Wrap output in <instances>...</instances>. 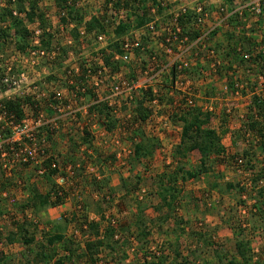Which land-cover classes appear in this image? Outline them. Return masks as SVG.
Here are the masks:
<instances>
[{
  "label": "trees",
  "instance_id": "16d2710c",
  "mask_svg": "<svg viewBox=\"0 0 264 264\" xmlns=\"http://www.w3.org/2000/svg\"><path fill=\"white\" fill-rule=\"evenodd\" d=\"M76 1L77 0H54V3L60 12H67V16L61 18V23H63V25L67 26L76 22L73 36L76 40H79L78 30L79 27L84 25V17L77 9L71 8L69 5L70 2ZM110 2H112V0H108V3ZM150 2L157 4V0H116L114 2L115 10H132L131 7L133 6L131 3L136 5L134 6L137 15L136 19L128 24L122 22L115 30L118 37H123L132 29L144 27L150 21ZM223 2L228 8L227 10L231 12L229 24L222 34L228 42L224 57L227 65L231 63L233 66L239 65L247 67V69H249L247 73L249 78H252L253 75L257 78H264V51H261L257 55L254 54L255 56L252 57L250 61H246L242 58V53L239 49L252 53V47L255 42H253L251 36H247V32L243 30L245 28L239 32V28L242 26L239 24V16L236 13L234 14L236 11V0H223ZM15 11L23 17L15 16ZM158 14L163 17L162 22H168L167 17L169 19V16H165L164 9L159 5ZM196 17L194 13L189 12L179 19L180 25L183 28V33L189 35L191 40L196 39L198 36ZM6 20L10 21L9 25L6 24ZM105 22L106 17L96 16L93 17L91 21L87 22L85 26L89 33L96 32L97 34H101L106 32L107 26ZM0 23L6 24L5 27H0V62H2L3 65H5L7 63L6 60L9 59L3 55V51L8 43H12L15 51L22 54L26 53L30 48L32 36L28 28V23H38L44 29L49 27V19L46 13L40 9V2L38 0H7V4L3 7L0 4ZM220 31L222 30L214 32L211 35V39L216 38ZM45 35L48 36V39L43 40V47L50 48L53 35L50 33H45ZM261 43L263 44L260 46L264 48V39ZM151 44V38L145 36L143 38V45L146 47V50L143 53L140 51L138 52L139 58H144L145 56L151 57L154 54L153 50L148 48ZM116 51L120 52L119 46L110 45L108 53L103 51L102 56L105 67L111 70L112 73L120 72V63L114 61L113 52ZM65 52H67V50H65ZM223 55L224 54L220 52L219 56L223 57ZM84 62L85 60L82 64ZM128 68L132 74L129 77L134 79L135 76L133 73L136 71L137 65L131 63L128 65ZM197 69L193 71L197 73ZM232 69L234 68L228 65L226 73L228 74V71ZM82 70V74H85L84 67ZM96 70H98L97 67L93 68V73ZM1 71V77H4V74H6L5 66ZM171 76L173 77V82L166 76L161 83L157 84V93L154 92V86L141 90L139 96H142L143 99L137 98L136 104L138 107L134 112V117L138 120V123L146 124L152 115V111L149 108L150 105L146 104L158 100V105L160 106H172L168 114L169 118L172 123L179 124L182 128L181 141L176 146L175 154L172 156L176 163L174 172L170 174L165 173L163 176L158 177L159 179H157V177L156 179H151L152 182L159 187L158 196L162 203V207L171 214L174 213V209L182 193H184L177 188L179 182L187 183L192 180H199L203 176H209L215 171L214 169L218 165L234 171L246 169V172H250L251 175L253 174V180H251L249 187L251 193H255V197H251L253 204L250 207L246 202H237L239 206L245 205L248 221H237L233 218L228 225L235 238V254L232 260L229 261V264H251L253 259L255 260V256L253 255L251 240L247 235H244V233L252 229V226H254L252 222L256 221L258 224L264 223V167L260 172H256L257 168L251 166L250 163L254 160V157L257 159L258 155L250 153L248 149L241 155L237 151L232 152L224 146L223 139L229 132L225 130L222 133H218L211 127V123L215 116L214 111L210 109L200 110L197 108L191 111H182L179 108H173L175 103L174 98L178 95L176 91H174V86L172 85L176 78L175 68L172 69ZM67 78H69V81L71 78L75 79L78 85L76 87L72 86L68 81V90L75 91L79 97H87L90 101L92 99L93 101H98L94 90L88 89L86 93L82 92L84 77H71V75H68ZM251 80L252 79L248 78L241 79L239 77H229L227 79L226 89L229 92L228 96L251 98L249 112L243 126L244 132H241L243 136H249L255 141L254 147L257 148L259 154L264 157V93L259 94L257 92L258 90L264 92V88L261 89V86L257 82L258 85ZM237 84L241 86V88H237ZM3 90L5 91L6 88L4 87ZM173 91L175 97L171 95ZM28 104V97H16L12 99L2 98L0 99V114L3 115L7 122L21 124L25 120V107ZM211 108L213 107L211 106ZM91 112L97 115L98 124L107 133H112L116 129L118 120L115 119V116L106 103H93ZM223 114H225V112ZM55 115L56 112L52 109L48 110L49 117H54ZM76 116L80 118V114H76ZM220 118L223 123H226L225 121L227 120L225 119H227V117L224 118L223 115V118ZM6 121L0 124V129L3 127L4 129L7 128L5 126L7 123ZM65 125L66 124L61 123L59 130H55L52 126L48 125L36 131L37 138L45 136L49 144V150H46L44 159L38 165L29 168L28 166L17 164L16 167L11 170L5 168L6 170L3 171V162H0V170L4 173L3 176L7 177V174L11 173L13 176L10 177H14L13 180L15 178L18 179L17 183H14V186L18 185V188L24 189L25 192L29 194L26 202L21 204L23 210L33 209L35 212L39 213L43 210L50 208L57 209L70 204L71 209L74 208L75 211L71 210L72 212L69 218L63 220L64 222L57 223L52 232L50 231L46 234L44 241L40 245L42 251L35 253V256H33L34 258H30V255H28L26 264H33L35 260H40L41 263L44 264H51V262L55 260V264H81L84 261L86 264H125L131 258L129 251H137V256L141 258L140 261H143L142 263H135L139 261L137 259L131 262V264H201L200 254L194 251L197 248H195V246L191 247L192 244H197V241L202 243L203 241V244L211 248L214 247L212 239L215 237L213 235L206 236V234L194 233V237L192 238L190 232L193 233L194 231H192L190 227L183 229L182 226L184 223L181 221L177 222L180 232L177 230L174 232L176 235V242H170L168 240L167 247H164L162 244L163 246L159 249V253L154 254L151 252L148 253L151 233L148 228V223L150 221L143 218L145 212L143 213L140 211L139 215L136 217V233L134 235L131 233V224H121L112 217H108L107 214L105 216L101 214L102 222L92 220L89 208L87 204H85V200H83V197H85L84 190L91 185L94 187V192L97 194L106 195L104 196L106 199L110 197L114 199L116 196V189L111 186V175L106 176L104 172H101V177L100 174L97 176H90L85 170L86 166L84 168L82 167L84 164L87 165L91 163L88 161H92L93 163L91 164L94 168L98 169V171L107 168V166L108 168H113L114 164L117 162V156L110 154V156L107 157L105 152L96 148L92 133L86 129L82 132L83 135L81 136L80 144L75 142V138L71 132L69 136V151L66 155L60 154L57 149L56 141L58 136H61L64 128H66ZM135 131V136L139 138V142L134 145L130 161H132V164L135 163L133 166L134 168L139 164L142 166L144 165V168L147 169V165L152 163V159H154L156 153L162 149L163 146L158 138H150L147 137L146 132L138 133L137 130H134V132ZM129 132L132 133L133 129H130ZM236 136L238 135L235 134V137ZM11 137L12 131L9 128L2 131L3 140H8ZM252 144L251 146H253ZM17 145H15V147L19 148L20 146ZM233 145L236 148V140H233ZM248 145L250 146V144ZM5 146L9 148V146ZM83 146H88L93 149L92 158L87 154L80 155V149ZM193 152H199L201 154V163L198 167L188 171L183 160L187 158L189 153ZM89 153L91 154V152ZM240 160L242 161L241 164L239 162ZM110 163L111 165H109ZM248 165H250L249 169H247ZM18 169L23 171H18ZM41 169L45 170L43 174H39ZM26 171L30 173L28 178H26V176L25 179L19 177ZM35 177H39L42 183L47 184V190L42 192L39 189V181H37ZM60 178L63 179V184H59ZM136 178L137 179L132 178V180H135V184H133L130 178L126 179L121 177L120 191L124 193V196L132 195L136 192V189L144 183L141 177L136 176ZM219 181L216 179L215 182L210 185L212 187L211 189L221 190L224 193L237 191L241 195L247 193L249 189L246 186L241 188L239 185L233 183H228L222 188L223 186L220 185ZM6 190H9V187H0V194ZM99 212L98 210L94 213L98 216ZM171 218L172 216H169L168 218L159 220V229H163L166 222ZM13 227L15 230L8 234L6 242L10 245L22 243L26 249H33L32 246L35 244L36 239L35 235L30 233V228L32 226L27 222H14ZM69 229L72 230V233L69 232ZM190 229L191 231L189 232ZM1 235L0 233V237ZM186 235L189 237V240ZM184 237L186 238L182 242ZM185 241H189L190 245L188 246ZM184 242L187 246H184ZM55 248H60V250L55 251ZM183 249L187 251V253H184ZM60 252L61 254H58ZM192 256L194 259H192ZM108 257L112 258V260L108 259ZM7 261L9 260L5 258V256L0 257V264ZM203 264L209 263L204 260ZM262 264H264V258Z\"/></svg>",
  "mask_w": 264,
  "mask_h": 264
},
{
  "label": "rangeland",
  "instance_id": "374dc122",
  "mask_svg": "<svg viewBox=\"0 0 264 264\" xmlns=\"http://www.w3.org/2000/svg\"><path fill=\"white\" fill-rule=\"evenodd\" d=\"M40 2V9L47 14H49V29L53 32L50 33L53 35L52 45L55 47L60 48L59 57L57 58L56 65H53L52 69L45 70H37L41 73V71H45V73L42 74V77L39 78V81H44L45 84L49 86H53L56 89L65 92L67 90V84L69 81L68 77V69L74 68L75 65H79L81 62H83L86 59H89L93 57V68L97 67L99 68V64L96 57V51H95V40L94 35H91L88 42L85 43V40L82 39L79 36V40H76L73 36V32L75 29H70V26L64 31H62V25L63 23L59 22L58 14L55 12H52V9L50 11V7L54 4V0H38ZM206 2V4H210V9L213 10L217 8V3H215V0H193L192 6L195 4ZM244 2L252 1V0H242ZM80 7L77 9L81 14H83L84 17V27L85 24L92 20L93 17L100 16V13L103 12L104 14L101 16L107 15V19L109 20L107 23L108 33L107 36L109 37V43L110 45H118L119 48L121 46V42L123 37H118L117 34L114 31L113 24L115 22H118L120 19V16L117 17L114 14H108V0H81L80 1ZM1 6H5L7 4V0H0ZM133 7L132 10H128V15L132 20L136 19V12L134 3H131ZM214 11V10H213ZM165 14V13H164ZM166 16V14H165ZM168 20V17H167ZM213 22V20H211ZM7 25H9L10 21H5ZM86 22V23H85ZM6 24L0 23V27H5ZM62 24V25H61ZM72 24H76V22H73ZM251 26L252 23L250 22ZM82 27V26H81ZM47 28V29H48ZM80 28V27H79ZM223 34V31L220 33ZM47 35V34H46ZM44 36V39H48V36ZM68 39H71L73 42L69 44ZM217 37L210 40L211 46L217 48ZM51 45V47H52ZM50 47V48H51ZM14 46L12 43H8L6 45L5 50L3 51V55L6 58H9L7 61L12 60L15 57L14 53ZM67 50V52H65ZM221 51V50H220ZM222 53V52H221ZM252 60V59H251ZM250 61V60H249ZM221 62H223V57H221ZM25 64L21 63L18 64L16 67V70L14 72V76L18 77L22 72L25 71L24 68ZM208 70L204 69L205 71L201 72L198 71L197 73L193 70L191 71V78H192V89L194 93L196 94L195 98V109L206 110L210 105L214 107V112L216 111L217 114L219 113L222 118L224 115V118L227 117L226 125H232L233 126V133L238 135V139L240 141H244L245 146L244 147H238L237 152L239 154H244L247 149L250 153H255V155H258L257 159L254 157V160L250 163L251 166L256 167V172H260V170L264 167L263 165V156L259 154L257 151V148H255L254 144L255 141L249 137V136H243V126L246 121V117L249 112L250 107V100L251 98L243 97L238 98L236 96H228L229 92L226 89V83L227 79L229 77L235 78L237 77L236 72L232 69L231 71H228L227 74V68L219 67L218 69H213L212 66H209L207 63ZM246 68V71L249 69ZM121 70V67H120ZM123 73L125 76L129 77L131 74V71H127L123 69ZM204 73L207 74L205 78H202ZM133 75L135 78H137L138 73L134 71ZM251 76V75H250ZM101 79L103 80V83H99V91L101 95H104L105 91L108 90V88L112 85L110 81L107 79V74L103 72ZM132 79V78H131ZM202 79V80H201ZM208 80V82H207ZM224 80L226 83L221 85V81ZM240 80V79H238ZM29 81V80H28ZM97 80H93L92 86L95 87V82ZM202 81V82H201ZM212 81V82H211ZM261 82V89L264 88V80ZM219 83V86H218ZM26 82L24 81L23 84H21V88L17 91L11 92L12 94H16L17 92H24L26 89ZM203 86V87H202ZM207 86V91H203V95L201 94V87L204 88ZM51 89V87H49ZM92 90V89H91ZM157 91V87H156ZM259 94H263L262 91H257ZM68 93V92H67ZM206 93V94H205ZM201 94V95H200ZM208 94V97H207ZM243 95V94H240ZM200 96V97H199ZM207 97V101L205 100ZM139 99H143L142 96L138 97ZM241 99V100H240ZM177 100V99H174ZM90 100L86 97L85 98V104H89ZM242 105V107H240ZM138 107V106H137ZM127 108V107H126ZM126 108H122L121 114L116 117L115 119L118 120L117 126H120L119 120H126L128 119L129 115L126 113ZM163 108V107H162ZM137 110V109H136ZM161 110V111H159ZM158 111L161 113L163 110L164 113L169 112V108L166 107L165 109H159ZM223 111V112H222ZM225 112V114H223ZM223 114V115H222ZM228 116H227V115ZM244 116V118H242ZM60 118L61 123L66 124V128L62 131V134L64 139L67 138L68 140L71 135L70 130L77 128L76 125H79V130L84 126V128H90L92 135L94 137V145L99 150H102L105 152V154L110 156V154L117 156V162L114 164L113 168H103L98 171V169L94 168L91 163L90 164H84L82 168L86 166L87 174L90 176H97L101 172H104L106 176L111 175L112 183L111 186L116 189V196L114 199L111 197L106 199L104 196L106 195H99L96 192H94V187L91 185L88 186L84 190L83 200H85V204H87L89 208V212L93 213V216H91L92 220H97L99 222H102L101 214L104 216L107 214L108 217H112L117 222H120L121 224L126 225H132V235L136 233V217L139 215V212L142 211L143 218L145 220H149L148 228L149 232L151 233V237L149 239L150 247L148 250V253H154L155 251H158L161 246L164 245V247H167V241L170 242H176V235L174 232L177 230L180 232L177 226V222L181 221L184 223L182 228H191L193 233L190 232V236L193 238V234H206V236L213 235L215 238L212 239L214 242V247H207L205 244L197 241V244L193 243L191 247L197 248L193 249L195 252H198L200 254L201 264L204 263V260H206L209 264H229V261L232 260L235 251V238L233 235L232 230L229 228V223L234 219L242 220L247 222V214L243 213V207L237 204L239 201L246 202V204L250 207L253 204V201L251 197H255V193H251L249 184L251 183V180H253V174L251 175L250 172H246V169L241 170H232L228 169L224 166L218 165L215 167V171L212 172L209 176H204V179L195 180L194 182H189L188 185L180 184L178 186V190H181L182 196L179 199L178 204L176 205L174 209V213H170L166 209L162 207V203L158 196L159 187L152 182V178L163 176V174H170L174 172L175 170V162L173 159V154H175L176 151V145L172 147V143L175 138L176 128L169 130V131H163L160 130L157 131L154 135H147V137H153L158 138L161 141V144H163V148L160 149L154 159H152V163L148 164V168L145 169L144 165L137 164L136 168L133 166L135 163L132 164V161H130V156L133 153V148L135 145V139H138V137L135 136L136 131L141 133L147 131L150 129L153 124H145V129L142 126L135 127L138 125V120L132 116L129 118V123H132L131 129H133L132 135L129 137H124L121 135L119 131H117L118 137L113 133H107L103 128L100 127L98 124V118L97 115L94 113L93 115L90 114H80V118L74 114L71 115H59L56 114L54 117H47L48 120L54 119V118ZM32 118V117H31ZM221 122V121H220ZM219 120L217 117H214L212 121V127L217 128L219 125ZM179 125V124H175ZM240 125L238 128L236 126ZM157 127H160V122L157 123ZM180 126V125H179ZM235 126V127H234ZM162 127V126H161ZM117 128V127H116ZM152 130V129H150ZM244 132V131H243ZM151 134L153 133L150 132ZM75 139L79 140L78 143H81V131L79 132H72ZM149 134V133H148ZM80 135V136H79ZM242 135V136H241ZM60 137V136H58ZM242 139V140H241ZM119 140V144L116 143V141ZM253 141V144H252ZM163 142V143H162ZM79 143V144H80ZM250 144V146L248 145ZM251 144L253 146H251ZM253 147V148H252ZM230 149V147H229ZM256 149V150H255ZM91 152V154L89 153ZM79 154V153H78ZM81 154H87L88 156H93V149L88 146H83L80 149V155ZM192 160L197 162L193 165L199 166V155H191ZM2 162V161H0ZM63 163V161H62ZM64 164V163H63ZM62 164V165H63ZM4 165V163H3ZM111 165V163L109 164ZM1 166V165H0ZM250 168V165L247 166V169ZM3 171L6 170L5 168L2 169ZM0 170V186H6V188L9 187V190H6L5 192H2L0 195V233L2 234L0 237V257L5 256V258H8L9 261L3 263V264H26L27 256L30 255V258L35 256V253L41 252L40 245L45 239V236L50 231L52 232L53 228L57 223L64 222L63 220L67 219L71 215V210L65 209V208H57V209H47L40 211L39 213L35 212L33 209H26L23 210L21 207V204H24L26 202V199L23 197V193L25 192L24 189L18 188L17 186H14V183L18 181V179H14V177H10L7 174V177L3 176L4 173ZM23 171L21 169H18V171ZM255 172V173H256ZM254 173V174H255ZM30 175L29 171H26L25 173H22V176L25 179L28 178ZM13 176V175H12ZM136 176L141 177L144 181V183L136 189V192L129 196H124V193L120 191L121 187V177L124 178H132L137 179ZM218 176V177H217ZM37 181H39L38 186L41 191L47 190V184L42 183L41 180H39V177H35ZM133 179V180H134ZM218 179L219 183L222 188L226 186L228 183H233L236 185H239V187H248V192L245 194H240L237 191H233L231 193H224L221 190H215L211 189L212 187L209 184H213L215 180ZM13 180V181H12ZM132 183L135 184V180ZM199 181V182H198ZM92 188V189H91ZM182 188V189H181ZM221 188V189H222ZM88 192V193H87ZM245 206V205H244ZM100 211L98 213V216L96 213L97 211ZM74 211V210H73ZM75 212V211H74ZM171 214V215H169ZM169 216H172L171 220L166 222L163 229H159V220H163L165 218H168ZM191 222V224L186 220ZM210 218V221L208 220ZM14 222H27L30 226V233L35 235L36 242L32 246L33 249L28 250L26 247L21 244H14L10 245L6 242V237L10 232L13 230ZM157 223V224H156ZM254 226H252V229L250 231H247L244 233V235H247L248 238L251 240V246L253 249V255L255 256V260L253 259L251 264H262L263 258H264V223L258 224L256 221L252 222ZM71 232L72 230L69 229ZM188 232V233H189ZM72 233V232H71ZM70 234V233H69ZM187 236V235H186ZM188 237V236H187ZM190 237V238H191ZM186 237L182 240V242L185 240ZM189 240V237H188ZM135 242V241H134ZM186 242V241H185ZM183 243L184 246H188L189 241L186 243ZM136 243V242H135ZM163 244V245H162ZM55 251L60 250L54 249ZM137 250V249H136ZM184 253H187V251H184ZM130 253V260L127 261L125 264H131V262L135 260V263H142L143 261H140V257L137 256V251H129ZM33 254V255H32ZM58 254H61L58 253ZM34 258V257H33ZM108 259L112 260V258L108 257ZM192 259L193 256H192ZM56 261V260H55ZM55 261L51 262V264H55ZM33 264H44L41 263L40 260H35ZM81 264H86L85 261Z\"/></svg>",
  "mask_w": 264,
  "mask_h": 264
},
{
  "label": "built area",
  "instance_id": "2783aa9c",
  "mask_svg": "<svg viewBox=\"0 0 264 264\" xmlns=\"http://www.w3.org/2000/svg\"><path fill=\"white\" fill-rule=\"evenodd\" d=\"M81 0L76 2H70L71 8L78 9L80 7ZM108 3V14H114L120 19L118 22L113 24L114 31L116 28L122 24V22L128 24L133 22L132 18L129 17L128 10L120 9L115 10V2ZM193 0H157V4L154 2L149 3L150 8V21L142 28L132 29L128 32L122 39L120 52H113L114 61L120 63V72L112 73L107 67H105L102 61L103 51L108 53V48L110 47L109 37L107 36L108 28L105 33L97 34L96 32L89 33L86 26H82L78 33L85 43L88 42L91 35H94V46L96 51V59L99 64L98 70L93 73V57L86 59L79 65H75L74 68L68 69V75L71 77H84L82 83V92L86 93L88 89L94 90L97 95L98 101H90L89 104H85L86 97H79L75 91L66 90L65 92L56 89L53 86L45 84L44 81L40 82L39 78L45 73L47 69H52L53 65H56L57 58L59 57L60 48L52 45L51 48L43 47V40L45 33H52L53 31L42 28L38 23L29 24L28 28L31 33V45L28 51L24 54L19 53L14 50L15 57L10 61H7L5 65L0 62V99L7 98L12 99L16 97H28L29 104L25 107V120L21 124H14L12 122H7L3 115L0 114V124L6 121V127L12 131V137L8 140L2 139V131L7 129L4 127L0 129V160L4 163V168L16 167L17 164L28 166L32 168L42 162L46 155V150H49V144L44 137L37 138L36 131L44 126H52L55 130H59L61 126L60 118H54L48 120V110L52 109L56 114L59 115H71V114H82L86 111L87 114L91 112L93 103L97 104L100 102L106 103L112 114L118 117L121 114L122 108H126V113L130 118L135 115L137 109L136 100L140 95L141 90H145L149 87L154 86V92L156 91L157 84L161 83L163 79L168 76L171 82L173 77L171 76V71L173 68L176 69V78L174 83V91L178 94L174 103L173 108H179L182 111H191L196 107L195 98L196 94L192 89V78L191 71L199 62L201 64H206L212 66L213 69H218L222 67L223 62H221L220 52L218 48L211 46L210 40L211 35L219 30L224 31L228 26L231 12L225 6L223 0H215L217 3V8L211 10L210 4L206 2L197 3L192 6ZM158 5L164 9V13L169 16L168 22H162L163 17L158 14ZM56 12L58 14L59 22L61 18L67 16V12H60L56 7L55 3L50 7V11ZM189 12L194 13L197 17L196 29L198 36L196 39L191 40L189 35L183 33V28L180 25L179 19L183 15H187ZM239 16L241 26H245L246 30L251 33L253 30L256 34L262 35L264 31V0H252L244 2L242 0H236V11L234 14ZM104 13L101 12L100 16ZM14 15L17 17H23L19 15L16 11ZM49 14H47V17ZM97 16V17H100ZM103 17H107L105 14ZM50 20V18L48 17ZM214 21L212 22L211 20ZM109 20L106 18L105 25ZM252 23V26L250 24ZM86 23V22H85ZM62 25V24H61ZM70 25H62V31L66 30ZM76 24H72L70 29H75ZM243 28H239V32ZM220 31L218 35L222 32ZM149 36L152 40L151 46L148 48L152 49L154 54L151 57L145 56L144 58L138 57V52H144L146 47L143 45V38ZM69 44L73 41L68 39ZM242 53V58L249 61L255 55L264 51L261 46H254L251 52H246L245 50L239 49ZM255 54V55H254ZM24 63L25 71L22 72L18 77H15L14 72L18 64ZM135 63L137 69L135 72L138 73L137 78H130L125 76L123 69L128 71V65ZM6 68V74L1 77L2 69ZM84 67L85 74H82V69ZM37 70H45L38 72ZM5 72V71H4ZM3 72V73H4ZM107 74V80L111 82V86L105 91L104 95H101L99 91V83H103L101 79L102 74ZM203 72V71H202ZM207 76L204 73L202 78ZM29 80V81H28ZM93 80L95 82V87L92 86ZM263 81L264 78L260 77ZM26 82V89L24 92H17L12 94L11 92L17 91L21 88V84ZM70 84L72 86H78L75 79H70ZM6 88L4 91L3 88ZM51 87V89H49ZM237 88H241L238 84ZM171 94L175 97V93ZM68 92V93H67ZM240 95V94H237ZM55 102V103H54ZM158 100H155L146 105H150L152 115L146 124H153V126L145 131L147 135H154L157 131H169L172 129L176 130L175 138L172 143L173 146H177L181 141L182 128L178 125L172 123L169 118V113L172 106H160L158 105ZM165 109L168 107L170 110L168 113H161L159 109ZM159 110V111H158ZM32 117V118H31ZM129 118L126 120H119L120 126L112 132L117 137V131L121 133L124 137H129L132 135L130 129L132 123H129ZM160 122V127H157V123ZM142 126L145 124L138 123L135 127ZM145 129V128H144ZM146 130V129H145ZM153 133L151 134L150 132ZM155 137V136H153ZM137 143V139L134 140ZM119 144V140L116 141ZM18 144V145H17ZM5 145L9 146L7 148ZM15 145L20 146L16 148ZM11 159V160H10ZM10 160V161H9ZM240 164L242 161H239ZM55 167V166H54ZM45 170L41 169L39 174H43ZM12 176L11 173L8 174ZM59 184H63V179H59ZM243 207V213L246 214L247 209ZM155 251L154 254H158Z\"/></svg>",
  "mask_w": 264,
  "mask_h": 264
},
{
  "label": "crops",
  "instance_id": "0c3cea01",
  "mask_svg": "<svg viewBox=\"0 0 264 264\" xmlns=\"http://www.w3.org/2000/svg\"><path fill=\"white\" fill-rule=\"evenodd\" d=\"M76 28V27H75ZM81 28V27H80ZM79 28V29H80ZM142 28V27H141ZM242 28H245V26H242ZM139 29V28H138ZM243 30H245L246 32H247V36H251L252 38H253V42H255L254 43V45H253V47L254 46H260L261 44H263V43H261L262 42V40L264 39V31L262 32V35H259V34H256L255 33V31L253 30L251 33H249L247 30H246V28L245 29H243ZM217 40H218V44H217V48L219 49V50H221L220 52H222L224 55H223V68H227L228 67V65L229 66H232L234 69V72H236V74H237V77H239V78H241V79H246V78H248V79H252L251 81H253V82H257L259 85H261V80H260V78H257L256 76H252V78H249V76L247 75V73H248V71H246L245 70V67H243V66H239V65H232L231 63L230 64H228L227 65V63H226V60L224 59V57H225V49H226V47H227V41H226V38L222 35V34H220V35H218L217 36ZM252 47V48H253ZM263 48V47H262ZM207 65L206 64H201L200 62L195 66V67H193V69L192 70H194V69H197V72L198 71H200V73L202 72V71H205L204 69H206V68H208V67H206ZM210 66V65H209ZM206 70H208V69H206ZM128 71H129V69H128ZM199 73V72H198ZM202 80V79H201ZM202 82V81H201ZM207 82H208V80H207ZM212 82V81H211ZM225 84L226 82L224 81V80H222L221 81V85L222 84ZM256 83V84H257ZM223 84V85H224ZM257 84V85H258ZM218 86H219V83H218ZM203 87V86H202ZM201 87V94L203 95V91L205 90V91H207V86H205L204 88H202ZM200 94V95H201ZM206 94V93H205ZM200 97V96H199ZM207 97H208V94H207ZM207 97H206V101H207ZM241 100V99H240ZM211 106L212 105H210V103H209V107L210 108H208V109H210V110H212V111H214L213 109H214V107H213V109L211 108ZM240 107H242V105L240 106ZM204 110H206V108L204 109ZM88 113V112H87ZM86 113V111H83V115H86L87 114ZM90 115H93V113L92 112H90L89 113ZM214 114H215V116L214 117H217V119L219 120V122L221 121V118L220 117H222L219 113L217 114V112L215 111L214 112ZM242 118H244V116H242ZM219 126L215 129V128H213L212 127V124H211V127L213 128V129H215L218 133H222V132H224L225 130H227L229 133L224 137V139H223V144H224V146L226 147V148H228L229 149V147H230V151H232V152H235V151H237V149H238V147H244L245 146V144L246 143H244V141H240L237 137H235V134L232 132L233 131V126L232 125H226V123H223L222 121L218 124ZM77 126V128H74V129H72V130H70V132H79V131H81V136L83 135V131L86 129V130H88V131H90L91 132V130H90V128H84V126L79 130V125H76ZM240 125H238V126H236L237 128L239 127ZM235 127V126H234ZM92 133V132H91ZM79 135V136H80ZM67 138H65L64 139V137H63V135H61L60 137H58L57 138V141H56V145H57V149L59 150V152H60V154H63V155H66L67 153H68V151H69V147H70V140L68 139V140H66ZM161 140V139H160ZM233 140H236V143H237V146H236V148H235V146L233 145ZM242 140V139H241ZM77 141H79V140H77V139H75V142H77ZM162 141V140H161ZM160 141V142H161ZM137 142H139V140L137 139ZM80 143V142H79ZM163 143V142H162ZM161 145H163V144H161ZM177 148V147H176ZM191 155H199V158H198V160H199V163H201V154L199 153V152H193V153H189L188 154V156H187V158L185 159V160H183V162H184V165L186 166V169L189 171V170H193L194 168H196L197 166H195V167H193V165L195 164V163H197V162H195V161H193L192 160V156ZM178 158V157H177ZM176 164V163H175ZM204 177V176H203ZM203 177H201L202 179H204ZM200 178V179H201ZM200 179H199V181H200ZM195 180H192V181H190V182H194ZM198 181V182H199ZM180 184H183V185H188L189 184V182H187V183H183V182H179L178 183V186H180ZM209 185H211V184H209ZM1 187V186H0ZM43 192V191H42ZM1 195V194H0ZM28 193L27 192H24L23 193V197H24V199H27L28 198ZM66 207V208H65ZM60 208H65L66 210L67 209H69V210H74V208L73 209H71V206H70V204H68V205H66V206H63V207H60ZM91 216H93V213H92V215ZM186 219V218H185ZM171 220V219H170ZM187 220V219H186ZM208 220L210 221V218H208ZM188 221V220H187ZM190 224H191V222L190 221H188ZM15 229H14V227H13V230L12 231H14Z\"/></svg>",
  "mask_w": 264,
  "mask_h": 264
}]
</instances>
